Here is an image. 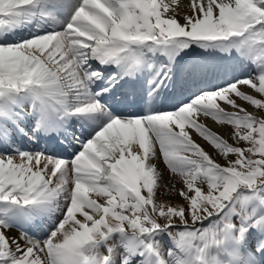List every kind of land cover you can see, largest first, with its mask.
I'll list each match as a JSON object with an SVG mask.
<instances>
[{
	"label": "snow or ice",
	"instance_id": "obj_1",
	"mask_svg": "<svg viewBox=\"0 0 264 264\" xmlns=\"http://www.w3.org/2000/svg\"><path fill=\"white\" fill-rule=\"evenodd\" d=\"M0 264H264V0H0Z\"/></svg>",
	"mask_w": 264,
	"mask_h": 264
},
{
	"label": "bare ground",
	"instance_id": "obj_2",
	"mask_svg": "<svg viewBox=\"0 0 264 264\" xmlns=\"http://www.w3.org/2000/svg\"><path fill=\"white\" fill-rule=\"evenodd\" d=\"M186 3H187V0H179V8L180 9L185 8L186 7ZM202 120H203V122L206 123V126L211 127L215 131H218L220 133H223L224 129L220 125H216L215 122L211 121L210 118H202ZM209 150H211V149H209ZM160 167L162 169H164V166L162 164V161H161ZM165 174L166 175H169V174L166 173V170H165Z\"/></svg>",
	"mask_w": 264,
	"mask_h": 264
}]
</instances>
